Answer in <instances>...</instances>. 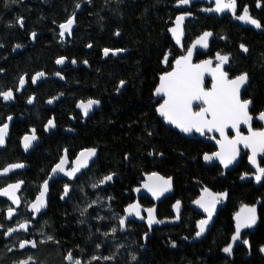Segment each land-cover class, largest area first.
Returning a JSON list of instances; mask_svg holds the SVG:
<instances>
[{
  "label": "trees",
  "instance_id": "16d2710c",
  "mask_svg": "<svg viewBox=\"0 0 264 264\" xmlns=\"http://www.w3.org/2000/svg\"><path fill=\"white\" fill-rule=\"evenodd\" d=\"M241 1L261 21L260 31L198 17L189 33L213 32L220 39L217 48L232 58L231 75L248 73L249 85L243 98L253 100L251 112L255 117L264 109V0H260L261 7L256 6L257 0ZM73 13L76 29L70 39L61 38L59 24ZM173 15L171 0H20L8 7L5 0H0V44L4 45L0 48V69L4 70L0 72V91L15 89L21 76L27 77L29 86L30 77L39 71L49 78L35 90L29 88L12 106L0 102V123L9 115L15 119L5 150L0 152V169L9 163L28 164L23 175L27 182L24 199L28 201L38 193L64 149L72 155L89 147L98 151L95 164L72 184L65 202L60 200L63 183L53 184L46 213L31 232L38 241L52 235L59 244H40L22 254L0 235V264H14L28 256L36 264H67L64 256L69 251L84 264L92 255L113 254L114 260L93 264H264V254L259 250L264 245V180L255 183L241 179L244 173H253L245 158L233 170L205 162L203 154L215 150L170 130L155 112L154 90L163 71L164 55L172 49L168 28ZM21 16L23 27L16 22ZM118 30L120 36L115 35ZM33 32L36 37L32 44ZM241 43L248 52L240 51ZM17 44L22 47L13 54ZM106 47L127 51L120 56L110 52L105 57ZM60 56L66 57L67 63L76 60L75 69L65 67L60 72L64 79L55 75V60ZM121 80L125 85L117 95ZM31 95L34 104L28 106ZM53 97L59 98L48 104ZM89 98L100 100L101 107L83 120L75 112L76 104ZM51 118L55 119L56 133L46 137L43 126ZM29 128L36 129L40 146L24 157L19 138ZM110 172L116 173L112 184L94 192L91 183ZM151 172L173 179L172 197L156 208L162 225L149 228L147 219L131 221L127 217L126 228H118L114 236L98 233L97 228L110 232L111 227H118L119 217L127 216L124 209L134 201L133 190ZM205 187L229 195L209 231L197 240L196 222L201 216L192 205ZM98 198V203L88 209L90 215L81 217L80 210ZM176 200L182 202L179 220L170 210ZM140 203L150 204L147 200ZM245 204L256 206L257 223L251 231L242 233L241 243L225 256L222 249L231 242L233 217ZM97 214L106 219H95ZM90 233L94 234L91 240ZM245 239L249 245L243 244ZM97 243L102 245L99 250ZM132 255L137 257L135 261Z\"/></svg>",
  "mask_w": 264,
  "mask_h": 264
},
{
  "label": "snow or ice",
  "instance_id": "6c2138e0",
  "mask_svg": "<svg viewBox=\"0 0 264 264\" xmlns=\"http://www.w3.org/2000/svg\"><path fill=\"white\" fill-rule=\"evenodd\" d=\"M20 0H5V7L10 6L11 4L19 3ZM90 2V0H89ZM191 0H177L178 5H190ZM214 7H207L202 9L204 12H215V13H224L229 11L232 13L233 17L239 21H242L246 24L255 26V28H262V23L259 19L254 18L249 11L248 5H244L240 9L239 15L238 11V2L237 0H214ZM257 7H261L260 0H257ZM80 4L76 5V8H79ZM191 12H183L180 15L175 17L174 27L168 29L176 41V44H181V39L184 35L183 23L186 17L191 16ZM20 27L24 26V18L18 17L16 21ZM75 23V13L70 15L65 22L59 24V36L63 38L65 34L71 35L73 25ZM11 27L12 25L9 24ZM116 36H120L121 32L118 30L115 33ZM214 34L211 31H204L196 40L191 44V46L186 48L184 54L179 55L175 58L174 66H172L171 71H163L159 76V84L155 88V95L163 97V103H159V106L155 109L157 113L170 125H174L175 128L179 129L181 133L184 134H193L198 133L201 136H207L209 133H218L219 138L215 136L209 137L214 139L218 150L211 153L205 152L203 154V160L205 162H214L219 161L224 168H228L234 162L237 161V158L241 153V146L244 149L250 150V155H248L249 162L255 166L256 172L254 178L256 182H261L264 180V167H261L258 163L257 157L264 155V128L254 129L253 120L254 116L251 112L253 105L252 99L242 98L243 92L247 91L246 85L249 82V75L247 72H242L240 74L231 75V66H230V54H221L219 52L215 55V63L212 58L201 60L198 63H193L194 51L197 49V46L203 49L209 47V38ZM33 39L36 37V33H31ZM4 47L3 44H0V48ZM22 47V45L17 44L13 48V51ZM87 47L91 48L92 45L89 44ZM240 49L243 52H248V48L245 44H240ZM127 51L124 48H104L103 54L105 57L111 52L113 55ZM66 57L60 56L55 60L57 65H63L66 61ZM73 64L76 63V60L71 61ZM163 63L168 64V54L166 53L163 58ZM87 64V61H84ZM3 69H0V72H3ZM211 76V86L207 87L205 82V75ZM27 75V74H25ZM56 76H60L61 79L64 77L60 72L55 73ZM46 76L44 71L36 72L30 77V82L36 84L37 81ZM28 80L25 76H21L18 80V85L15 89L7 88L6 90L0 91V98L4 101H12L15 97L16 91H21L24 89ZM125 85V81H120V87ZM63 95V93H61ZM59 97H53L47 101L48 104H52L54 100ZM35 97H29L27 103L32 104ZM100 100L89 98L86 101L81 100L77 102L76 107L81 109L85 117L88 116L89 111L94 105H99ZM13 119L12 116H7L6 121L0 123V146H4L6 138L9 137V122ZM255 119L264 122V110L259 111ZM241 125L247 127V134L241 130ZM56 126L55 119L51 118L47 121V124L44 126L47 131L50 128ZM229 130L234 132V135L229 134ZM149 136L152 135L151 132L148 133ZM38 139L36 134V129L32 128L30 134H25L22 137V144L25 151H27L33 144L34 141ZM154 153H149L153 155ZM68 150H64V155L59 159L52 168L51 173H64L69 178H75L77 173L81 172V169H86L89 167V161L93 157L97 156V148L89 147L82 149L76 159L73 161V166L68 170L65 166L67 159ZM162 156L163 153H160ZM127 159V156L125 157ZM25 165L23 163H9L2 169H0V176L6 175L13 170L22 169ZM116 175L114 172H110L106 175H103L102 178H99L91 183L93 189H99L101 186L111 182L113 177ZM248 173H244L241 176V179H244ZM51 177H49L50 179ZM49 179H44L43 183L39 186L38 194L36 195L33 201L28 202L27 207L32 213H40L43 208L46 207V197L49 191ZM24 180H17L14 183H8L5 187H0V196L7 197L11 201L12 205L19 207L21 204V197L17 194L22 185H24ZM141 187L147 192L151 193V196L159 200L165 193L172 190L173 179L172 177H164L157 172H151L147 174V178L142 183ZM83 191V189H81ZM70 186L65 184L63 187V194L61 199H64L70 194ZM134 191L139 192L140 188L134 189ZM228 192H213L209 188L205 187L202 189L200 196L193 201L198 208L202 209L206 216L196 222V228L198 229L195 232L196 237H201L208 228L210 222H212L214 215L217 211V205L223 202L228 197ZM111 199V197H109ZM99 201L93 200L87 205V207L80 210L81 217H84L88 213L89 208H93ZM181 201L176 200L172 205L173 209L176 212L175 219L179 220L181 218ZM3 211V210H0ZM147 213V225L149 228L154 224H160L164 221L157 219L156 208L149 207L143 209ZM16 209L11 206L7 207L6 218L11 220L15 215ZM124 212L127 213V216H120L118 219V227H111L110 232L104 231L100 232V229L97 228V232L104 237L109 235H115L119 230H124L126 228L127 217H137L141 220L145 219L142 216V205L137 201L130 203L124 209ZM95 219L105 220L106 217L99 216L97 214ZM234 232L231 236V242L228 243L222 251L228 255L232 254L233 244L241 239L242 230L252 228L258 220L257 208L255 205H242L240 210L235 213L234 217ZM84 220H81L80 223H84ZM18 227H8L4 232V236H11L17 231L23 230L28 231L30 220L26 219L23 222H17ZM4 225L0 224V228H3ZM92 235L90 233L89 239L91 240ZM145 238H147V233H145ZM188 239V237H184ZM47 243H56L59 244V241L55 239L54 236L48 235L45 240H36V239H21L19 240V248L25 249L31 247L36 249L40 244ZM243 244L249 245L247 239L243 240ZM172 246L175 247V242L172 243ZM102 247L100 243L96 244V249L99 250ZM123 247V245H120ZM260 252L264 253V245L260 247ZM11 251V249H9ZM83 252V249H80ZM132 260L135 261L137 257L132 255ZM115 259V254L110 256L103 255H92L88 260L87 264H93L94 261H112ZM64 260L67 264H84V261L81 258L75 257L72 251L67 252L64 256ZM14 264H36V261L32 256H28L26 259L14 261Z\"/></svg>",
  "mask_w": 264,
  "mask_h": 264
},
{
  "label": "flooded vegetation",
  "instance_id": "af4514ba",
  "mask_svg": "<svg viewBox=\"0 0 264 264\" xmlns=\"http://www.w3.org/2000/svg\"><path fill=\"white\" fill-rule=\"evenodd\" d=\"M172 1V10H173V12H174V15H173V18L171 19V21H170V26H169V28L168 29H170L171 27H174L175 25H174V22H175V17L177 16V15H180V14H182L183 12H191L192 13V15L191 16H188V17H186V19H185V21H184V23H183V25H182V27H183V30H184V35H183V37H182V39H181V44L180 45H178V44H176V41H175V39H174V37H173V35H172V33L170 32V31H168V34H169V36H170V40H171V44H172V49H171V51L168 53V60H169V63L168 64H165V63H162V65H163V71H165V70H167V71H171L172 70V66H174V61H175V58H177L179 55H181V54H184L185 53V51H186V48L187 47H189L195 40H196V38L198 37V36H200L204 31H209V30H202L200 33H196V34H191V33H189V28H190V25H192V23L193 22H195L196 20H197V18L198 17H201V18H205V19H215V20H226V21H228L229 23H231V24H235L236 26H238V27H240L241 29H244V30H251V31H253V32H258V31H260L261 30V28L260 29H257V28H255V26H253V25H250V24H246V23H244V22H242V21H239V20H237V19H235L234 17H233V15H232V13L231 12H229V11H226V12H224V13H215V12H204V11H202V9H204V8H207V7H214L215 6V4H214V0H197V1H195L194 3H192L191 5H189V6H187V7H184L183 5H181L182 7H181V9H177L176 8V6H179L178 4H177V0H171ZM237 2H238V11H237V15H239V14H241L240 13V9H242L243 8V6L245 5V4H242V1L241 0H237ZM248 7H249V11H250V14L254 17V18H256L257 19V17H256V15H254L253 14V12H252V9L250 8V6L248 5ZM75 24V29H76V22L74 23ZM60 30V29H59ZM75 31V30H74ZM73 31V32H74ZM73 34V33H72ZM72 34L70 35V36H67V34H65V36L63 37L64 39H70L71 37H72ZM214 34V33H213ZM34 41H35V39H33L32 38V41H31V43L33 44L34 43ZM219 41H220V39H218V38H216V36H215V34L212 36V37H210L209 38V47L206 49V50H204V51H201V50H198L196 53H195V56L193 57V63H198V62H200L201 60H205V59H209V58H212L213 59V61H214V63H215V55H216V53L217 52H219V53H221V54H226L223 50H220V49H218L217 48V45L216 44H218L219 43ZM240 51H242V50H240ZM121 55V53H119V54H117L116 56H120ZM231 61H232V58H231V56H230V66H232L231 65ZM55 67V66H54ZM65 67H72L73 69H75V67H76V65L75 64H72V63H67L64 67H63V69L62 70H59V69H57L56 67H55V69H56V71H58V72H62V71H64V69H65ZM232 69V68H231ZM162 71V72H163ZM233 71V70H232ZM231 71V72H232ZM162 74V73H161ZM160 74V75H161ZM53 78H55V77H53ZM159 79V78H158ZM48 80H49V78H48ZM47 80V81H48ZM157 83H158V80H157ZM29 86H28V83H26V88L24 89V91L22 92V94L21 95H18L17 94V91L15 92V97L16 98H18V97H21V96H23L24 95V93L25 92H27L28 91V89L29 88H31L32 90H35L37 87H38V85H40V84H42V83H40V84H38V85H36V86H34V84H32L31 82H30V80H29ZM156 86H157V84H156ZM206 86L207 87H210L211 85H210V82H206ZM156 88V87H155ZM248 88V87H247ZM123 90V89H122ZM121 90V91H122ZM246 92V91H245ZM244 92V93H245ZM244 95V94H243ZM33 95H31L30 97H32ZM154 97H155V104H156V107H155V109L159 106V103H161L162 102V99L161 98H159V97H157L156 95H155V90H154ZM15 98V99H16ZM242 98H243V96H242ZM15 99L14 100H12V101H4V100H1L0 102L3 104V105H5V106H12L13 104H14V102H15ZM35 100V99H34ZM33 104H34V101H33V103L32 104H29V103H27V105L28 106H33ZM76 109V108H75ZM100 109V108H99ZM252 109V108H251ZM264 110V109H263ZM98 111V110H97ZM96 111V112H97ZM76 112V111H75ZM155 112H156V110H155ZM77 113V112H76ZM157 113V112H156ZM78 114V113H77ZM158 115H159V113H157ZM83 120H86L87 118H89L90 116H92V115H90L89 117H87V118H84L83 116H81L80 114H78ZM160 116V115H159ZM161 117V116H160ZM256 117V116H255ZM255 117H254V120H253V128L254 129H260V128H264V122H262V121H259V120H257V119H255ZM161 118H163V117H161ZM165 121V120H164ZM165 123L167 124V122L165 121ZM47 124V123H46ZM45 124V125H46ZM44 125V126H45ZM43 126V135L44 136H46V137H49V136H51V135H53V134H55L56 133V126L54 127V128H51V129H48L47 131L45 130V127ZM167 126H168V124H167ZM168 128H169V126H168ZM32 128H29L28 130H27V132L25 133V134H30V130H31ZM170 130H172V131H174V132H176V133H178L177 131H175V130H173V129H171V128H169ZM25 134H23L20 138H19V149H20V151H21V153L23 154V156L24 157H27V156H29L35 149H33L29 154H27V155H25L23 152H22V137L25 135ZM36 134H37V131H36ZM179 135H181L180 133H178ZM182 136V135H181ZM37 137H38V139L36 140L38 143H39V145H38V147L40 146V138H39V136H38V134H37ZM189 139H193V140H198V139H196V138H194V137H192V138H189ZM9 140V139H8ZM199 141H201V140H199ZM8 142V141H7ZM201 142H203V141H201ZM204 143V142H203ZM205 144V143H204ZM7 145V144H6ZM208 145H210V144H208ZM214 150H215V148L212 146V145H210ZM5 150V149H4ZM65 150V149H64ZM64 150L62 151V153H61V156H60V158L63 156V154H64ZM68 150V149H67ZM1 152V151H0ZM79 153V152H78ZM78 153L76 154V155H72L71 153H69V150H68V155H67V160H68V162H69V164H71V162L76 158V156L78 155ZM59 158V159H60ZM247 159V154L246 153H244V152H242V158H241V161H242V159ZM59 159L57 160V162H59ZM56 162V163H57ZM263 162H264V159L262 160V161H260V166L262 165H264L263 164ZM15 163H17V162H15ZM19 163H23L25 166H26V169L25 170H22V171H17V172H14V173H12V174H10L8 177H6V178H2V179H0V187H5L8 183H14V182H16L17 180H24L25 181V183H24V185H22V188H21V190L17 193L20 197H21V204L19 205V207H17L16 205H12L11 204V201H9L8 199H2V198H0V210H3V211H0V224H3L4 225V227L3 228H0V235L2 236V239L4 240V241H6V242H9V243H11L10 245L12 246V247H15L14 249L17 251V252H19V253H22V254H24V253H26V250H28L29 248H31V247H27V248H25V249H20L19 248V240H21V239H25V238H27V239H34V237H33V235H32V231L36 228V225H37V223H38V221H39V219L44 215H41L39 218H38V220L34 223V225H33V227L32 228H30V229H28V231H25V232H17V233H14L13 235H11V236H9V237H7L6 238V236H4L3 235V232L8 228V227H18V221L19 222H23L24 220H26V219H28V220H30V222L32 221L31 220V218H32V213H28V211H27V204H28V202H30V201H33L34 199H35V197H36V195L38 194H36L35 196H33V198H31V199H28V201H25V199H24V196H25V194H26V184H27V182H26V180L24 179V177H23V175H24V173L29 169V166H28V164H26L25 162H19ZM55 163V164H56ZM210 164H212V165H214L212 162H209ZM247 163V162H246ZM54 164V165H55ZM95 164V163H94ZM93 164V165H94ZM53 165V166H54ZM93 165H91L90 167H89V169L93 166ZM6 166V165H5ZM4 166V167H5ZM52 166V167H53ZM3 168V167H2ZM1 168V169H2ZM89 169L87 170V171H85V172H83L77 179H75L74 181H72V182H68V181H65V180H57V181H55V182H53L52 183V185H51V187L53 186V184L54 183H56V182H61V183H63V187H64V185L65 184H68L70 187H71V192H72V184H75L76 183V181L77 180H79L85 173H87L88 171H89ZM50 172H51V170H50ZM50 172H49V174H50ZM49 176V175H48ZM48 176H47V178H48ZM46 178V179H47ZM247 180H249V179H247ZM251 180H253V179H251ZM142 185V184H141ZM140 185V186H141ZM140 186H138V187H140ZM137 188V187H136ZM51 189V188H50ZM172 190H173V187H172ZM38 191H39V189H38ZM94 192L95 191H97V189H94L93 190ZM62 192H63V190H62ZM61 192V194H63ZM60 194V195H61ZM71 194V193H70ZM133 196H134V194H133ZM172 197V192H171V194L167 197V198H165V199H163L162 201H160V202H153V201H150V200H147V199H142V200H147L150 204L149 205H143L142 207L144 208V209H147V208H149V207H155V208H157L159 205H161L165 200H168L169 198H171ZM135 198V197H134ZM61 200V199H60ZM67 200V199H66ZM142 200H140V202L142 201ZM141 204V203H140ZM172 205L173 204H171V208H170V210H171V213H172V215H173V218L175 219V210L173 209V207H172ZM223 205V204H222ZM221 205V206H222ZM9 206H11L12 208H14V209H16V212H15V215H14V217L11 219V220H9V219H7L6 218V215H5V213H6V210H7V207H9ZM193 206H194V203H193V205H192V208H193ZM221 206H219L218 208H217V211H216V214H217V212H218V210H219V208L221 207ZM196 211V210H195ZM201 217H200V219H202V218H204L206 215H204V214H202L201 212H199V211H196ZM216 214L214 215V218H213V220H212V222L214 221V219H215V217H216ZM144 217H145V219H147V216L146 215H143ZM144 220V219H143ZM143 220H141V219H137V220H135V221H143ZM172 221V220H171ZM173 221H175V220H173ZM212 222H210V224H209V229H210V227H211V224H212ZM171 224V223H170ZM160 225H162V224H160ZM253 228V227H252ZM209 229H208V231H209ZM198 230V229H197ZM252 229L251 228H248V229H243L242 230V233L243 232H246V231H251ZM208 231H206L205 233H204V236L206 235V233L208 232ZM203 236V237H204ZM12 247H10V249L12 248Z\"/></svg>",
  "mask_w": 264,
  "mask_h": 264
},
{
  "label": "water",
  "instance_id": "95a60500",
  "mask_svg": "<svg viewBox=\"0 0 264 264\" xmlns=\"http://www.w3.org/2000/svg\"><path fill=\"white\" fill-rule=\"evenodd\" d=\"M195 1H197V0H191L190 5H191L192 3H194ZM187 6H189V5H186V6H184V7H187ZM181 7H182L181 5L176 6L177 9H181ZM74 30H75V24L73 25L72 33H73ZM72 33H71V34H72ZM66 34H67V33H66ZM67 36H70V35L67 34ZM190 46H191V45H190ZM198 50L204 51V50H206V49H203V48H200L199 46H197V49L194 51V56H195V53H196ZM19 51H20V48H18V49H16L15 51H13V54H17ZM194 56H193V57H194ZM66 64H67V61H65V63H64L63 65H57V64L55 63V67H56L57 69H59V70H62L63 67H64ZM72 64H73V63H72ZM25 78H26V80H27V77H26V76H25ZM47 80H48V78L43 77V78L39 79V80L37 81V83L34 84V86H36V85H38V84H40V83H43V82H45V81H47ZM205 82H210V85H211V76H210V75H207V74L205 75ZM158 84H159V79H158L157 86H158ZM248 85H249V82H248V84L246 85V89H247ZM157 86H156V87H157ZM25 88H26V85H25L24 89H25ZM123 88H124V86H123V87H120V86H119V90H118L117 95L120 94V92H121V90H122ZM24 89L21 90V91H17V94H18V95H21L22 92L24 91ZM243 94H244V92H243ZM156 96H157V95H156ZM157 97L161 98V99H162V102H161V103H163V97H162V96H157ZM1 100H3V99L0 98V101H1ZM100 107H101V104H99V105H94V106L92 107V109L89 111L87 117H89V116L92 115L94 112H96L97 110H99ZM75 111H76L78 114H80L81 116H83L84 118H87V117H85V116L83 115V112H82L81 109H79V108L76 107V110H75ZM14 121H15V119L13 118L12 121L9 122V136H10L11 128H12V126H13ZM6 122H7V121H6ZM167 124H168V123H167ZM168 126H169V128H171V129L177 131L178 133H180L183 137H186V138H192V137H194V138H196V139H198V140L203 141L205 144H210V145H212V146L215 148V151L218 150V146L216 145L215 140L209 138V137H211V136H215L216 138H219V134H218V133H209L207 136H201V135L198 134V133L184 134V133H181V132L179 131V129L175 128L174 125H170V124H168ZM50 129H51V128H50ZM241 130L244 132V134H247V127H246V126L241 125ZM229 134H230V135H234V132H232V130H229ZM8 139H9V137L6 138V142H5V145H4V146H0V151H2V150L5 149ZM38 145H39V143H38L37 141H34L33 144H32V146H31L27 151H25L24 148H23V144H22V152H23L25 155H27V154H29L33 149H35L36 147H38ZM242 152H244V153L247 154L246 162H247V166H248V168H249L250 170H255V169H256L255 166H253V165L249 162V160H248V155H250V150H248V149H244L243 146H241V153H240V156L237 158V161L234 162L232 165H230L228 168H224L223 165H221V164L219 163V161H214V162H212V163H213L214 165L218 166V167L221 168V169H224V170H233L234 168H236V167L241 163ZM63 155H64V154H63ZM97 158H98V151H97V156H96V157H93L92 160L89 161V167H90L91 165H93V164L96 162ZM75 159H76V158H75ZM75 159H74V160H75ZM263 159H264V155H260V156H258V157H257L258 163H260V161H262ZM74 160H73V161H74ZM73 161L71 162V164H69L68 160L66 159L65 166H66V168H67L68 170H70L71 167L73 166ZM89 167L86 168V169H81V172L77 173V176H76L75 178H69V177L66 176L64 173L52 174V173L50 172V174H49V176H48V178H47V179H49V177H51V178L49 179V191H48V195H47V197H46V200H47L46 207L43 208V209L41 210L40 213H32V212L27 208L28 213H32V218H31L32 221L29 223V227H28V229L32 228L33 225H34V223L38 220V218H39L41 215H43V214L46 213L47 206H48V203H49V200H50V188H51L52 183L55 182V181H57V180H65V181H68V182H72V181H74L75 179H77V178H78L83 172L87 171V170L89 169ZM25 169H26V166H25L24 168H22V169H16V170H13L12 172H10V173H8V174H6V175H2V176H0V179L8 177L10 174H12V173H14V172L22 171V170H25ZM114 179H115V178L113 177V180H114ZM113 180H112L111 182H108L107 184L101 186V187H100L99 189H97V190H101V189H104V188L110 186V185L112 184ZM137 188H140V191L137 192V191H134V190H133V194H134V197H135V198H134V201H133L132 203L137 202V201L140 203V200H142V199H147V200H150V201H153V202H156V203H157V202H160V201H162L163 199L167 198V197L171 194V192H172V190H171V191L165 193L164 196H162L159 200H156V199H154V198L151 196V193L147 192V191H146L145 189H143L141 186H140V187H137ZM70 189H71V187H70ZM135 189H136V188H135ZM70 193H71V191H70ZM69 195H70V194H69ZM68 197H69V196H66L64 199H61V198H60V199H61V202H65L66 199H67ZM0 198H2V199H7V197H2V196H0ZM143 209H144V208L142 207V213H141L142 216H143V215H146V216H147L146 211H143ZM193 209L196 210V211L201 212V213L204 214V215H206V213H204L203 210L200 209V208H198V206L195 205V204H194V206H193ZM175 214H176V213H175ZM175 216H176V215H175ZM129 218H130L131 221H135V220H137V219H140V218H137V217H134V216H131V217H129ZM146 225H147V220H146ZM154 225H155V224H154ZM147 226H148V225H147ZM152 226H153V225H152ZM208 229H209V225H208V228H207L206 231H208ZM206 231H205V232H206ZM17 232H25V231L20 230V231H17ZM17 232H16V233H17ZM13 234H14V233H13ZM13 234H12V235H13ZM203 236H204V234H203L201 237H196V239L198 240V239L202 238ZM7 237H9V236H7ZM7 237H6V238H7Z\"/></svg>",
  "mask_w": 264,
  "mask_h": 264
},
{
  "label": "rangeland",
  "instance_id": "374dc122",
  "mask_svg": "<svg viewBox=\"0 0 264 264\" xmlns=\"http://www.w3.org/2000/svg\"><path fill=\"white\" fill-rule=\"evenodd\" d=\"M261 167H264V165L262 166L261 165ZM255 172H256V169L255 170H253V173L251 174V175H247L244 179H253V181L255 182V183H258V182H256V180H255V178H254V175H255ZM201 192H202V189H201ZM201 192H199V196H200V194H201ZM225 201V200H224ZM224 201L223 202H221L220 204H218L217 205V208L219 207V206H221L223 203H224ZM214 218V217H213ZM255 226H253V228H254ZM253 228H251V229H253ZM239 243H241L240 242V240H238V241H236L234 244H233V246L234 245H236V244H239ZM264 254V253H263ZM224 255L225 256H229L228 254H226V253H224ZM67 263V262H66Z\"/></svg>",
  "mask_w": 264,
  "mask_h": 264
}]
</instances>
